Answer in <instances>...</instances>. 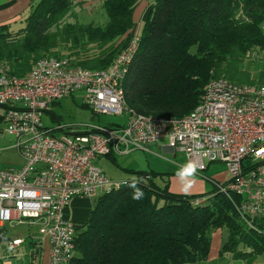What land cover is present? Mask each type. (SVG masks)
Returning <instances> with one entry per match:
<instances>
[{"label":"trees","instance_id":"16d2710c","mask_svg":"<svg viewBox=\"0 0 264 264\" xmlns=\"http://www.w3.org/2000/svg\"><path fill=\"white\" fill-rule=\"evenodd\" d=\"M140 2L104 0L107 22L100 26L78 18V0H36L21 29L12 33L0 26V65L18 77L48 57L104 70L125 47ZM263 21L264 0H155L123 82L126 106L144 116L181 118L197 106L212 79L254 84L241 65L247 53L264 52ZM123 171L132 178L128 185L96 199L89 218L73 223L69 264H192L208 258L218 230L228 233L220 256L246 260L264 251V221L246 226L233 196L231 201L217 189L176 195L168 192L169 174ZM133 182L143 199H132ZM196 198L207 199L193 207Z\"/></svg>","mask_w":264,"mask_h":264},{"label":"built area","instance_id":"2783aa9c","mask_svg":"<svg viewBox=\"0 0 264 264\" xmlns=\"http://www.w3.org/2000/svg\"><path fill=\"white\" fill-rule=\"evenodd\" d=\"M264 34V21L260 25ZM140 36L131 31L110 65L100 71L72 66L66 58H42L23 76L0 65L3 132L15 137L19 169L0 166V228L36 224L49 243L48 264H69L74 253V226L64 210L74 198L96 200L128 185L112 180L94 162L124 156L166 139L171 149L197 166L203 178L209 164L223 163L228 180L213 183L231 200L238 217L250 228L264 221V84L210 80L197 106L181 118H154L126 106L123 82L138 50ZM245 61L261 62L253 50ZM81 94L93 115L126 117L125 125L46 128L42 117L65 96ZM207 198H196L191 206ZM232 201V200H231ZM15 240L11 245H17Z\"/></svg>","mask_w":264,"mask_h":264},{"label":"crops","instance_id":"0c3cea01","mask_svg":"<svg viewBox=\"0 0 264 264\" xmlns=\"http://www.w3.org/2000/svg\"><path fill=\"white\" fill-rule=\"evenodd\" d=\"M35 1L36 0H0V26H7L8 31L12 33H15L16 31L21 29L24 26V19L28 15L30 6ZM78 1L82 5V11L79 13L78 18L79 19L81 18L80 20H82V18L85 15L86 18L87 15L93 17V15H95L96 12L99 11L101 4L104 0H78ZM154 2L155 0H141V2L138 4L132 16L133 31H136L138 34L141 32L142 26L144 22L147 20L149 12ZM250 64L253 63L250 62ZM261 69L263 68L261 67L260 70ZM243 71L246 72V74L249 76V79L253 83L264 84L263 72H260L259 77L258 76L254 77V73L250 74L248 73L249 71L247 72L244 69ZM256 79L258 80L256 81ZM73 95L70 96L72 97ZM54 104H52V106ZM0 108L2 110V112H0V126H3L4 128L3 116L5 110L1 106ZM48 113H51V110ZM69 127L72 126H67L66 128ZM0 135H1V131H0ZM12 149L14 148L12 147ZM144 154L148 156V158L146 159L147 160L146 163L144 161H141V158L139 156H136L135 159L130 160V162L126 164L127 166H125L124 169H121L125 177L117 176L114 178L121 180L132 179L123 170L141 171V172L152 171L160 174H169L168 177H165L166 178L165 180H167L168 182L167 183L168 192L176 195H186V196L200 195L205 192V185L202 179L209 181L211 183H219L206 176H203L202 178L200 176L197 177L196 175L193 178L194 183L191 185V187L186 192L183 191L180 183L175 178V172L178 170V168L181 165L184 164L179 156L181 155L183 156V158H185V156L180 153L174 152L171 149V147L168 145L166 139H160L156 144L149 146L148 151L144 152ZM109 157L110 156L106 157V159L109 160L112 164H114ZM112 157L114 159L116 158V156H112ZM97 161L99 162L100 160H96L95 162ZM22 164L23 163L21 160L20 164L14 169H19L22 166ZM114 165H116V163ZM157 182L159 185L162 184L161 182H159V180ZM93 202L94 200L87 198L72 199L69 205L64 210L65 219L72 223H83L89 218L91 214L93 208ZM20 227H24V230L18 229ZM14 229L15 231L10 233V231ZM221 234L222 231L218 230L215 232V236H216L214 237L215 243L212 245L213 242L211 240V246H210L208 258L204 261H199L192 264H238V260H235L231 257L227 256L224 258H220L218 256L219 246L224 241L223 238H221ZM15 240H20V243L17 245H11V243ZM48 252H49V243L45 238V236L39 231L38 225L36 224L5 225L4 227L0 228V264H48ZM240 264H264V251L257 254H253L252 257L249 259L246 260L240 259Z\"/></svg>","mask_w":264,"mask_h":264},{"label":"rangeland","instance_id":"374dc122","mask_svg":"<svg viewBox=\"0 0 264 264\" xmlns=\"http://www.w3.org/2000/svg\"><path fill=\"white\" fill-rule=\"evenodd\" d=\"M75 13L79 14V11H75ZM92 18V19H91ZM94 18V19H93ZM81 19V18H80ZM87 19V20H85ZM83 23H94L95 25H103L107 22V17L105 15V12L100 7L99 11L96 12L93 17H90V15H86L82 18ZM252 61H245L243 60V63L241 65V70L243 69L245 71H249L248 73H254V77L260 75V72L264 73V68L261 62H252L253 64H250ZM260 66V67H259ZM263 68L260 70V68ZM244 72V71H243ZM246 73V72H245ZM258 79H256L257 81ZM239 84V83H237ZM51 113L44 114L42 117V124L46 128H50L53 126H56L58 122L61 126L67 127H80V128H86L92 125H99V126H105V127H112V126H121L126 124V117L125 115L122 116H109V115H93L87 108L83 107L82 100L79 94H74L72 97L69 95L61 100H59L56 104H54L51 108ZM0 112H2L0 108ZM56 119H55V118ZM54 118V119H53ZM58 121V122H57ZM3 126H0V162H1V168H7V169H14L16 168L20 162L21 159L19 158L17 152L12 149L14 143H15V137L13 135H9L3 132ZM136 156H139L141 158V161H144L146 163V159L148 156L144 154L142 151H134V153H130L129 155L124 156H116V165L112 164L109 160L106 158L98 159L99 162H95L94 165L103 171L108 178L112 180H121V179H115L114 177L121 176L125 177V175L122 173L121 169H124L126 164L130 162V160L135 159ZM180 159L183 161V163H187V159L183 158V156H179ZM203 176H206L208 178H211L212 180H215L219 183H223L228 180V173H227V167L223 163H212L208 165V169L203 173ZM198 177V176H197ZM204 181L205 185V192L200 195H210L213 190H215V185L209 181ZM205 205V204H204ZM17 229V228H15ZM10 231L13 232L15 231ZM18 229L24 230V227H20ZM227 230H223L221 234V238L225 240L227 238ZM215 232L211 235L212 245L214 242ZM221 245L218 249V256L220 258L224 257H230L229 254L219 255ZM238 264H240V260H238Z\"/></svg>","mask_w":264,"mask_h":264},{"label":"clouds","instance_id":"9594fccd","mask_svg":"<svg viewBox=\"0 0 264 264\" xmlns=\"http://www.w3.org/2000/svg\"><path fill=\"white\" fill-rule=\"evenodd\" d=\"M197 174V166L193 162L189 161L181 165L178 170L175 172V178L181 185L183 191H187L191 185L194 183V177ZM133 189L132 199L141 200L144 197V192L142 189L136 186V183L133 182L129 185Z\"/></svg>","mask_w":264,"mask_h":264}]
</instances>
